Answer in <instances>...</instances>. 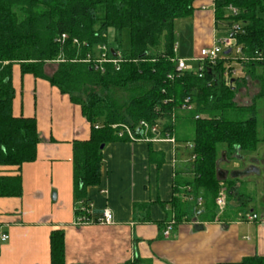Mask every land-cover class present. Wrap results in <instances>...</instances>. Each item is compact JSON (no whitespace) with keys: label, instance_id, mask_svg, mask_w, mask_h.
I'll list each match as a JSON object with an SVG mask.
<instances>
[{"label":"trees","instance_id":"16d2710c","mask_svg":"<svg viewBox=\"0 0 264 264\" xmlns=\"http://www.w3.org/2000/svg\"><path fill=\"white\" fill-rule=\"evenodd\" d=\"M194 2L0 0V166L20 168L37 157L36 118L13 114V67L18 65L22 74L46 79L69 95L91 124L90 138L73 144L76 202L88 203V187L101 179V145L129 139L118 136L120 125L129 126L137 138H143V130L137 126L144 121L150 126L160 124L163 135L169 132L178 141L191 143L193 178L182 190L175 186L176 193L186 195L173 199L177 220L186 215L189 196H201L203 209L215 212V199L224 188L245 206L248 198L237 192L236 179L220 178L218 167L222 151L230 161L239 151L253 153L264 143V120L260 129L257 118V101L264 98V61L252 59L256 52H264V0H214L216 31L233 33L241 47L236 60L244 76L261 83L259 94L247 107L234 100V83L240 80L227 68L235 57L232 54L207 65L201 77L197 72L177 70L175 24L177 19L192 16ZM125 29L130 32L129 50L122 48ZM111 30L118 48H111L109 55L119 52L123 61L119 69L112 62L100 69L93 59L102 53L99 46H109ZM63 34L65 41L61 40ZM58 59L56 70L47 73V64ZM186 98L194 110L181 109ZM147 135L153 136L151 132ZM160 158L158 152L150 150L151 161L160 165ZM22 194L20 174L0 176V196ZM50 247L52 264H65L62 231L51 233ZM224 264H264V256Z\"/></svg>","mask_w":264,"mask_h":264},{"label":"crops","instance_id":"0c3cea01","mask_svg":"<svg viewBox=\"0 0 264 264\" xmlns=\"http://www.w3.org/2000/svg\"><path fill=\"white\" fill-rule=\"evenodd\" d=\"M193 7L192 16L185 18L191 31L189 50L176 45L177 57L197 56L217 40L214 0H195ZM234 71L239 90H247L244 82H260L244 76L239 65ZM13 86V114L36 118L39 143L33 162L20 168L0 166V176L20 174L23 184L22 196H0V230L8 234L7 240H0V264H52L50 241L55 230L64 234L65 264H224L264 256V143L253 153L239 151L233 161L221 153L222 179H236L237 192L248 198L245 206L227 193L225 212L210 220L204 199L187 196L186 215L177 220L173 199L186 195L176 193L175 186L182 190L193 178L191 143L176 136L174 143L143 138L110 142L103 148L101 179L88 187L87 200L93 217L109 210L113 221L79 224L73 144L90 138L91 124L69 95L46 79L22 74L18 65L13 67ZM260 90L261 84L254 100ZM151 149L160 154V165L151 161ZM260 153L262 161H255ZM252 166L255 169L247 175L231 176ZM252 187H260L259 194ZM198 198L203 199L201 205ZM246 213H256L258 220H245Z\"/></svg>","mask_w":264,"mask_h":264},{"label":"built area","instance_id":"2783aa9c","mask_svg":"<svg viewBox=\"0 0 264 264\" xmlns=\"http://www.w3.org/2000/svg\"><path fill=\"white\" fill-rule=\"evenodd\" d=\"M231 11L236 13L235 8H230ZM235 29H239V25H235ZM67 38L66 34H63L61 36V40L65 41ZM75 43L79 44L78 40H74ZM102 53L99 56V58H94L93 62L96 64L97 68L103 69V64L106 62H112L116 65V68L119 69L120 62L123 61L122 55L117 52L116 55L111 57L109 55V52L111 48L107 45L105 46H99L98 47ZM175 52H177V46L174 48ZM228 51H230V54L235 57H231L233 60L232 62L227 66V68L233 69V74H235L234 67L235 65L240 64L237 62V55L241 53V47L238 45L236 38L233 36V33L231 35H223L219 38V40L214 42L211 46H206L200 49L199 54L191 59L181 58L177 57L176 64H177V70L184 72H197L199 76L201 77L203 75V71L206 69L207 65H214L218 63L220 60H222L223 55L226 54ZM244 60H248L247 57H243ZM254 60L258 61H264V52L258 51L255 53V56L252 58ZM194 63H197L195 66ZM195 106L191 104L190 98H186L185 101L182 104L181 109L184 111H191L194 110ZM198 117V116H197ZM118 125H113L114 128H116ZM98 128V125L95 126ZM137 129L143 130L144 137L143 139L146 140H166L171 141L172 143L176 142V139L174 136H170L169 132H165V135L161 132L160 124H154L149 125L148 123L141 121ZM151 132L153 136H148L147 133ZM118 136L120 138L128 137L131 140H139L140 138H137L135 134L133 133L132 129L127 125H120V130L118 132ZM223 191L219 193V195L215 199V203L217 206V210L219 212H223L226 210L227 207V195H225ZM198 204L201 205L203 202L202 198H198ZM76 212L78 214L77 216V222L79 224H87L91 222H101V223H112L113 221V215L109 210H105L101 217L95 218L92 216V204L91 203H82L79 202L78 206L76 207ZM244 219L248 221H257L258 215L256 213H246L244 214ZM172 223H174L172 221ZM171 223V224H172ZM168 225L164 231V235L168 236L170 234V230L172 229V225ZM8 239V234L5 232H2L0 230V240L5 241Z\"/></svg>","mask_w":264,"mask_h":264},{"label":"rangeland","instance_id":"374dc122","mask_svg":"<svg viewBox=\"0 0 264 264\" xmlns=\"http://www.w3.org/2000/svg\"><path fill=\"white\" fill-rule=\"evenodd\" d=\"M186 21H187V19H177L176 20V24H175V32H176V40H175V43L178 46V49L183 50L184 52H186L187 50H189V45H186V44L187 43L189 44V37H190V33H191L190 29L187 28ZM223 35L224 34H222L221 32L216 31L215 37L217 38V41ZM108 44H109L110 48H118V45H117V43L115 41V34H114V31L113 30H111L109 32V35H108ZM122 48L123 49H128V50L130 49V32H129L128 29L123 30V33H122ZM190 57L193 58V56H190ZM190 57H188L187 59H191ZM58 64H59V59L56 60V61L49 62L47 64L46 68H45L46 72L47 73H53V71L56 70ZM196 64L197 63H194L195 66H197ZM260 84H261L260 82L259 83L258 82H254L252 84H249V83L247 84V82L246 83L244 82L243 85H244L245 88L247 87V90H244V89L239 90V88L237 89V87H236V93H235V99H234L235 102H237V104L239 106H244V107H247V106H250L251 104H253V102H254V96L257 93V89L260 88ZM257 118H258V122L260 124V129H261V127H262V121L264 120V98L263 99H259L257 101ZM220 148L222 149L223 146H221ZM168 155L171 156V153H169ZM261 157H262V155L260 153L257 156L255 155V158L254 159H255V161H260L261 162L262 161L261 160L262 159ZM247 161H250V159H248ZM234 165H236V164L234 163ZM228 179H231V177H228ZM244 180H246V179H244ZM235 186L237 188H239V185H237L236 181H235ZM252 190L257 195V194H259L258 190H260V187L258 188V190L255 189L254 187H252ZM222 191L224 193H226L225 195H227V198H228L229 195L227 194L225 188L222 189V190H220V192H222ZM224 212L225 211H223V212H219V211H217V212L216 211L215 212H211L208 215V219H210V220H212L213 218L214 219H220L219 217Z\"/></svg>","mask_w":264,"mask_h":264},{"label":"water","instance_id":"95a60500","mask_svg":"<svg viewBox=\"0 0 264 264\" xmlns=\"http://www.w3.org/2000/svg\"><path fill=\"white\" fill-rule=\"evenodd\" d=\"M226 54H230V51H228ZM216 83V81H214V84ZM104 144L101 145V148L103 149L104 148ZM255 168L250 167V168H247L245 171H234L231 173V176L232 177H240V176H243V175H247L251 170H253ZM218 175L220 178H225V173L222 172L221 170H218Z\"/></svg>","mask_w":264,"mask_h":264}]
</instances>
